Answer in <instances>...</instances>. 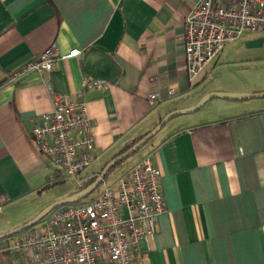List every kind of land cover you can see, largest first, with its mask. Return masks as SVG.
<instances>
[{"label": "crops", "instance_id": "crops-1", "mask_svg": "<svg viewBox=\"0 0 264 264\" xmlns=\"http://www.w3.org/2000/svg\"><path fill=\"white\" fill-rule=\"evenodd\" d=\"M194 1L0 0V213L29 207L0 233L80 188L39 199L66 179L30 134L52 95L85 106L93 160L82 184L167 112L209 92H256L245 69L260 44L239 37L223 43L189 85L182 20ZM50 45L57 54L79 53L41 75L8 76ZM247 99L210 97L169 117L119 173L145 155L160 170L164 207L133 264H264V100ZM24 230L0 238V248ZM11 259L19 262L1 249L0 264Z\"/></svg>", "mask_w": 264, "mask_h": 264}, {"label": "built area", "instance_id": "built-area-1", "mask_svg": "<svg viewBox=\"0 0 264 264\" xmlns=\"http://www.w3.org/2000/svg\"><path fill=\"white\" fill-rule=\"evenodd\" d=\"M245 32L258 34L264 44V0H195L182 20L189 85L223 43ZM78 53L77 48H71L57 54L50 45L8 76L17 77L28 70L41 75L57 60ZM30 134L38 151L80 187V176L93 160L85 106L52 95L51 109L41 114ZM159 183L160 170L149 156H142L112 182L102 180L87 199L49 210L0 251L17 255L19 262L11 259L10 264H133L139 243L152 238L155 217L164 207Z\"/></svg>", "mask_w": 264, "mask_h": 264}, {"label": "water", "instance_id": "water-1", "mask_svg": "<svg viewBox=\"0 0 264 264\" xmlns=\"http://www.w3.org/2000/svg\"><path fill=\"white\" fill-rule=\"evenodd\" d=\"M257 96H264V91L259 92V93H228V92H209L205 95H203L195 104L192 106L182 110V109H177V110H172L164 114L159 121L145 134H143L141 137L136 139L134 142H132L127 148L119 152L118 154L114 155L110 159H108L99 172L95 175L94 179L89 182L87 185L84 187L80 188L76 192H73L67 196L61 197L57 200H54L47 205H45L43 208H41L38 212H36L30 219L27 221L23 222L22 224L9 229L7 231L1 232L0 233V238L13 234L15 232H19L23 230L24 228L34 224L37 222L43 215H45L49 210L52 208L64 204V203H71L78 201L81 199L83 196L88 194L90 191H92L98 184L103 180L104 175L107 173V171L119 160L129 156L131 153H133L135 150H137L143 143H145L159 128L160 126L171 116L179 114V113H184V112H189L194 110L195 108L199 107L202 101H204L207 98L210 97H221L224 99H244V98H250V97H257Z\"/></svg>", "mask_w": 264, "mask_h": 264}, {"label": "rangeland", "instance_id": "rangeland-1", "mask_svg": "<svg viewBox=\"0 0 264 264\" xmlns=\"http://www.w3.org/2000/svg\"><path fill=\"white\" fill-rule=\"evenodd\" d=\"M258 34H251V33H242L239 36V39L247 40L253 42V44L259 43V47L253 48V55L256 58L249 66H247V69H245V72L248 73L249 77H252L253 79V87H255L256 92H245V93H259L264 91V44H261V39L258 38ZM260 40V41H258ZM258 46V45H257ZM247 100H264V96H257V97H250ZM174 115L172 118L175 116ZM169 123H166V125L163 128H166ZM163 130V129H162ZM161 130V131H162ZM159 131V132H161ZM159 134V133H158ZM149 142V141H148ZM146 142L145 144H147ZM144 144V146H145ZM143 150V145L138 148L134 153L126 157L124 160H122L116 167H114L110 172L107 173V175L104 178V181L106 183H110L112 180L116 179L119 176V173L123 171V169H126L130 163L137 157V155ZM121 169V170H120ZM83 183V182H82ZM75 189V181L71 178H66L62 180L61 182L52 184L47 186L46 188L42 189L40 192L39 199H44L53 195L61 194L62 192L66 191L67 189ZM83 200V199H82ZM81 200V201H82ZM29 207L26 205H21L20 207H16L14 209L9 210L8 212H5L4 210L0 213V225H8L9 223H12L14 219H18L22 213L28 209Z\"/></svg>", "mask_w": 264, "mask_h": 264}, {"label": "trees", "instance_id": "trees-1", "mask_svg": "<svg viewBox=\"0 0 264 264\" xmlns=\"http://www.w3.org/2000/svg\"><path fill=\"white\" fill-rule=\"evenodd\" d=\"M142 136V135H141ZM141 136H139V137H141ZM138 137V138H139ZM137 139V138H136ZM135 140H133V141H131L130 143H128L122 150H124L125 148H127L132 142H134ZM148 141V140H147ZM146 143V142H145ZM144 144V143H143ZM142 144V145H143ZM141 145V146H142ZM140 146V147H141ZM139 147V148H140ZM122 150H120L119 152H121ZM136 151V150H135ZM134 151V152H135ZM119 152H117L116 154H118ZM133 152V153H134ZM132 154V153H131ZM130 154V155H131ZM128 157V156H127ZM126 158V157H125ZM125 158H123V159H121V160H119L118 162H116L108 171H107V173L108 172H110L114 167H116L122 160H124ZM101 169V167L99 168V170ZM99 170H97V172H95V173H93L87 180H85L82 184H81V186H80V188H82V187H84L85 185H87L89 182H91L93 179H94V177H95V175L99 172ZM107 173L104 175V177H103V179L105 178V176L107 175ZM99 185V184H98ZM97 187L98 186H96L92 191H90L88 194H86L85 196H83L81 199H79L78 201H75V202H71V203H64V204H60V205H58V206H61V205H66V204H72V203H76V202H79V201H81L82 199L84 200V199H87L88 197H90L94 192H95V190L97 189ZM79 188V189H80ZM24 230V229H23ZM22 231V230H21Z\"/></svg>", "mask_w": 264, "mask_h": 264}]
</instances>
